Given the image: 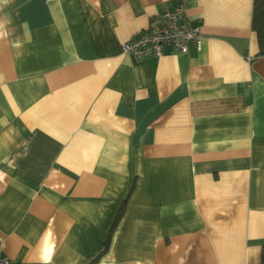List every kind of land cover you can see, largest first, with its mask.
Instances as JSON below:
<instances>
[{"label":"crops","instance_id":"crops-1","mask_svg":"<svg viewBox=\"0 0 264 264\" xmlns=\"http://www.w3.org/2000/svg\"><path fill=\"white\" fill-rule=\"evenodd\" d=\"M255 0H0V255L261 264ZM188 54L122 47L177 6Z\"/></svg>","mask_w":264,"mask_h":264},{"label":"built area","instance_id":"built-area-1","mask_svg":"<svg viewBox=\"0 0 264 264\" xmlns=\"http://www.w3.org/2000/svg\"><path fill=\"white\" fill-rule=\"evenodd\" d=\"M184 6L151 19L147 30L125 43L122 50L141 60L147 57L161 58L167 48L188 54L192 47H199L204 40L201 29L193 28L186 20ZM0 264L11 262L0 255Z\"/></svg>","mask_w":264,"mask_h":264},{"label":"trees","instance_id":"trees-1","mask_svg":"<svg viewBox=\"0 0 264 264\" xmlns=\"http://www.w3.org/2000/svg\"><path fill=\"white\" fill-rule=\"evenodd\" d=\"M252 28L257 34L259 55L264 56V0H255L254 2ZM261 259V264H264V246Z\"/></svg>","mask_w":264,"mask_h":264}]
</instances>
